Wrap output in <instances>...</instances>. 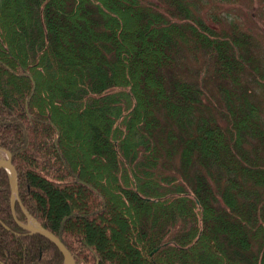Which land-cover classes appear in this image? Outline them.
<instances>
[{"label":"trees","instance_id":"obj_1","mask_svg":"<svg viewBox=\"0 0 264 264\" xmlns=\"http://www.w3.org/2000/svg\"><path fill=\"white\" fill-rule=\"evenodd\" d=\"M201 1L0 0V148L24 208L76 264H264L256 56ZM198 52L218 106L182 78ZM63 261L15 222L0 169V264Z\"/></svg>","mask_w":264,"mask_h":264},{"label":"rangeland","instance_id":"obj_2","mask_svg":"<svg viewBox=\"0 0 264 264\" xmlns=\"http://www.w3.org/2000/svg\"><path fill=\"white\" fill-rule=\"evenodd\" d=\"M154 1L160 4L161 0ZM200 3L202 6L199 13L203 15L202 18L207 25L223 34L227 33L229 38L231 36L240 38L239 41L245 47L248 46L249 51L255 53L256 59L249 58L250 62H246V71L249 74L247 86L252 91L258 92L255 101L260 100V105L264 108V11L262 6L259 2L253 3L252 0H202ZM261 8L262 11H260ZM161 11L163 12V9ZM230 22H233L234 26ZM183 62L182 78L187 82L200 84L211 96L212 103L220 105L217 94L214 93V84H217V80L213 74L212 59L202 52L195 55L186 53ZM252 65L257 68L256 71ZM66 135L71 138V131H67ZM4 157L5 154L0 153V158Z\"/></svg>","mask_w":264,"mask_h":264},{"label":"water","instance_id":"obj_3","mask_svg":"<svg viewBox=\"0 0 264 264\" xmlns=\"http://www.w3.org/2000/svg\"><path fill=\"white\" fill-rule=\"evenodd\" d=\"M0 152L5 153L6 157L0 158V169H4L9 174L10 181V210L15 222L29 234H37L51 243H53L63 256V264H75V260L70 250L65 246L60 235H54L47 229L43 228L39 222L33 218L24 208L18 196V176L15 167L11 162V153L5 149L0 148ZM19 204V207L26 217V223H20L15 216L14 205ZM157 250V249H156ZM154 250V251H156Z\"/></svg>","mask_w":264,"mask_h":264},{"label":"bare ground","instance_id":"obj_4","mask_svg":"<svg viewBox=\"0 0 264 264\" xmlns=\"http://www.w3.org/2000/svg\"><path fill=\"white\" fill-rule=\"evenodd\" d=\"M14 166V165H13ZM17 172V171H16ZM71 252V251H70ZM72 254V253H71ZM72 256H73V258H74V260H75V257H74V255L72 254Z\"/></svg>","mask_w":264,"mask_h":264}]
</instances>
